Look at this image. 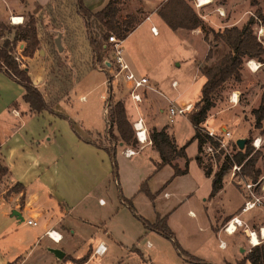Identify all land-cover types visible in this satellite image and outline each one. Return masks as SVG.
I'll return each instance as SVG.
<instances>
[{"label": "crops", "instance_id": "crops-1", "mask_svg": "<svg viewBox=\"0 0 264 264\" xmlns=\"http://www.w3.org/2000/svg\"><path fill=\"white\" fill-rule=\"evenodd\" d=\"M107 1L108 0H83V4L87 9L95 12L101 9L107 3ZM162 1L163 0H128L123 2L120 5L119 15L122 14V11L125 7H131L133 8V12L127 11L124 13V15L136 14L141 16L137 26L131 32H129L126 37L131 36L132 33L140 29L142 24H148L147 34L152 40H157L160 38L161 34L166 33L167 28L169 27L156 13V9ZM25 2L28 7L35 8L36 6H40V9L57 4L59 5L62 2H67L72 7L78 20H80L84 26L83 19L76 13L75 0H25ZM21 4L22 2L19 0H0V21L9 25H13L14 23H12L11 18L15 16L23 18L22 13L18 12L19 9H21ZM151 26H156L158 30L157 35H153L150 32ZM199 29L200 28H196L190 31L177 29L185 32V37L187 38H190L191 36L199 37L205 46L204 55L200 58L197 57L194 59V76H200L199 87L197 89L198 94L194 100L179 99V95H182V93H178L177 96L169 98L158 88V82H151L146 74H138L135 72L134 66H132V64L126 58L127 63L134 73L148 78L151 89H147L144 92L143 100L151 97L154 105V111L151 113L153 116H150L148 120L149 126L157 130L164 128L165 131L174 138L177 147H181L193 136L194 128L190 123L192 126V133L190 134L189 138L179 141L178 138H176V132L178 131V126L181 124V120L184 118L182 116L187 115V113L176 114L172 117L171 121L169 107L172 105L178 106L182 103L193 104V102L199 100L201 96V87L205 81V77L201 74L199 67L205 63L204 59L210 45L204 40L202 36L198 34ZM53 33L52 44L54 45V40L57 34L60 33L61 35L60 43L62 48L61 50L57 49L54 51L56 58L68 55V50H66V39L63 30L55 29L53 30ZM125 39L122 40V45ZM84 45L85 46L83 47L84 49L82 52L77 51L76 55H73L78 59L77 63L72 67H64V70L67 71V74H69L68 70H71L72 76L70 78L68 77L67 79L63 78V81L60 82L59 85L51 84V76L48 72V68H44L43 66L39 65V56L41 54L47 55L45 48L44 50L38 49L32 57L21 56L20 54V61L22 62L21 66L27 69L33 84L42 93L44 92L43 89H48L52 92L54 90H60V92H58L60 93V98L58 100H51L47 95H44L46 101L53 109L55 114H50L46 112V110H43L39 113H33L30 111L28 104L23 102L21 99L23 93V89L21 87L20 100H16L14 106L11 108L8 106L9 104L0 108V129L2 130L0 131V135L2 134V136H0V164L8 170L4 177L5 179L2 181H6L9 187L15 183H19L23 186V190L18 192L11 191L7 193L5 186L0 190V264H79L77 260L82 259L85 255H87L89 249L92 250L93 255H89L85 263L103 264V260L101 263H99L100 261L97 259V257L102 258L108 252L105 237L110 238L111 234L105 227V222L99 218L97 223H94L95 220L93 218L87 217L85 213L86 208L89 206V201H87L85 204V200H87L90 195L94 194L96 189L98 190L99 186L103 185L104 183L107 184L111 177V162L107 153L104 150L97 148L90 142H87L93 140V134L103 133L106 130V126H104L101 131L96 125L88 124L96 122V120L94 121V114L85 112L88 110V106L92 104L88 102V99L85 95H81L79 97L78 105L76 106L73 104V102H70L69 96V91L72 90L73 85L79 83L80 76L89 69H95L91 67L92 55L88 41ZM49 49L52 51L51 47ZM84 60L86 61L84 62ZM210 60L214 61L216 60V57L214 58L212 56ZM250 60L253 61L254 59ZM79 61L81 62L78 63ZM107 65L108 64H105L102 68L98 67L96 69L98 71L104 72L106 74V78L108 75ZM244 67L246 68V66ZM257 70L256 72L258 73ZM72 78L73 81L70 86V80ZM106 78L103 81L104 83H107ZM172 81L176 82L175 87L171 86ZM107 86L110 90L107 89L106 93L102 92L99 96L103 101H106L108 92L112 91L111 83H107ZM170 86L172 88H177L180 86V81L173 78L170 81ZM175 100L179 101V103L175 102ZM128 101L131 103L132 108L136 110L135 113L133 112L134 117L128 113ZM140 103H134L129 98V95L127 100L124 102L128 119L131 122H133L137 117H141L140 111L138 109ZM62 104H64L65 108H63ZM44 112L48 115L47 118L49 119L45 118L46 120L44 119L38 123L36 120L43 118V114H45ZM95 116V119H98L99 117L101 118L102 116L104 117L105 107H103L102 110L97 108ZM210 118L211 116H209L206 120V124L208 126L218 128L224 125L220 124L214 126L210 124ZM47 122H49V126L46 125ZM43 127H46L45 132L41 130ZM239 138L240 137H237V139ZM190 144H195L196 152H194V157L190 156V154L187 152L188 146H186L185 153L188 158V163L187 173L185 174H190L189 163L192 162H194V166L198 168L200 172L197 173V177H195V179H192L193 187L191 188V191H185L183 194L184 196H178L175 195V192L166 190L174 178L172 177L173 170L169 179H155V181H152L151 184L147 182L150 176H156L163 168L169 166L165 165L160 170H158L157 173L154 172V163L159 160V156L157 151L153 149L151 143L146 144L139 151H137L136 154L132 156H126L124 154V150L126 148H135L133 146L119 142L116 146V153H119L122 158L133 162L134 164L133 175L128 180H121L122 172L121 168L119 167V179L117 181L119 201L121 205L130 208L129 204H131L133 207L132 199H137L140 196L139 194L142 192L146 194L144 196H149L155 200L157 196L163 192L162 196L167 200L165 204L163 205L162 202H160V206H156L154 204L153 211L149 210L147 213L139 216L151 223L154 222L158 216L161 217L167 215V223L169 224L170 229L172 228L174 230L172 226L173 222H171L170 219L172 217V213L176 211V204L183 201V198L181 197L188 198L191 196L201 198V202H203L201 214L193 211L192 208H189L190 206H188L186 214L194 220L198 219L200 216L203 217L204 220L206 218V226L203 227L201 226L203 225V222L201 224L200 221L197 220V223L201 226L198 228L199 231L205 232L206 230H211L213 236L218 241L217 247L222 251V253L219 254L221 257V262H217V260H207V263L225 264L227 262L233 264L235 261L240 260L243 257L236 256V253L234 252L236 248H242L239 244L241 242V238L240 236H237L233 240H230V238H226L227 240H225V238H223V233L225 232L219 230L218 225L220 223L223 224L226 220H228V218L238 215L239 209L243 202L237 207L227 210L228 206L225 205L224 202L226 200H223L222 197L224 188H222L214 197H208L211 190L212 178L211 176L208 177L205 175L203 167L197 161V141L194 140ZM136 145L140 146L138 143ZM69 153H74L80 159L81 175L86 178L91 176L88 184L80 182L76 179L74 172L77 169L73 167L70 162H68L67 158ZM142 154L144 155L142 156ZM175 163H177L180 168H183L185 159L179 157L175 160ZM195 167H192V169H195ZM90 173H92V175H90ZM185 174L178 176L182 177ZM163 181L165 184L159 188H156V185L162 183ZM141 184L143 186L142 189H140ZM201 186L203 190H201ZM154 190L155 192H153ZM172 197L173 199H171ZM98 200L100 203L103 202L102 198H99ZM82 203L84 204L81 205ZM79 205L82 206V209L77 211ZM14 210L18 211L19 215H14ZM243 214H240L239 217L244 221V223L247 224L246 219L242 218ZM168 216L170 217L168 218ZM29 218L35 219L38 224L36 226L27 225L24 220ZM84 226H88L87 228L89 229L85 231ZM73 227H76V230ZM142 228L145 231V235L150 234V236L157 238L158 244H162L160 243V240L161 238H164L163 236L153 230L146 229L144 225ZM247 228V231H255L250 229L249 226ZM49 229H52L61 235L59 242H54L45 235V231ZM81 230L84 231L86 235H81ZM240 230L243 229L239 228L237 231ZM76 233V237L80 238V240H82L81 243L84 245L83 249L80 251L72 247L75 239L74 235ZM174 233L176 234V232ZM227 235L230 236L231 234ZM176 236H178V234ZM190 236L196 237L198 236V233H191ZM206 238H208L207 235ZM221 242L222 246L220 245ZM62 243L65 245L66 249L61 246ZM99 243H102L104 246H106L105 252L101 255L94 253V248ZM148 243L152 248L153 245L151 242ZM182 245L183 246H180L187 252L195 256L197 255V257L203 260L205 259L204 256L197 252V250H193L189 247L185 248V244ZM52 248H57L63 251V256L61 258L56 257L50 251ZM134 250L138 251L137 248ZM177 256L180 260V264H192L184 261L183 258L178 254ZM93 258L94 261H92ZM245 264L250 263L246 262Z\"/></svg>", "mask_w": 264, "mask_h": 264}, {"label": "rangeland", "instance_id": "rangeland-1", "mask_svg": "<svg viewBox=\"0 0 264 264\" xmlns=\"http://www.w3.org/2000/svg\"><path fill=\"white\" fill-rule=\"evenodd\" d=\"M23 4V5H22ZM21 9L18 12H21L23 15L22 23L27 21L28 15L33 12L34 8L28 7L26 4L22 3ZM217 9H221L224 13L219 15ZM133 12V8L125 7L122 11L124 15L125 12ZM195 12L200 15L201 19L204 21V27H209L214 29V31L222 30L224 27H229L236 25L238 27L242 26L250 17L256 21L253 25L254 33L257 35L258 39L264 44V25L262 24V19L258 18V12L264 17V0H212L209 4L205 5L199 10L195 9ZM120 17H124L123 15ZM137 17L141 18L140 15ZM38 29L41 37V48H45L47 51L46 54H41L39 56V65L44 68H48V72L51 76V84L59 85L60 82L64 79L70 78L72 76L71 70H64V67H72L77 63V58H75L77 51L82 52L84 44L87 43L85 28L78 20L75 15L72 7L67 3H61L53 6H48L44 9H39L36 13ZM262 18V17H261ZM21 23V24H22ZM17 25V24H13ZM20 25V24H18ZM63 30L66 47L68 50V55L60 56L56 58L54 54L57 50L56 46L52 44L53 30ZM148 33V24L140 27L137 31L132 33L131 36L126 37L122 49L123 56L134 66L135 72L138 74H146L151 82H158V88L164 92L169 98L177 96L178 93L179 99L183 100H194L198 94V87L200 82V76H194V59L197 57L200 58L204 55L205 46L199 37L191 36L190 38L185 37V32L181 30H171L167 28V32L161 34L160 38L157 40H152ZM200 36H204L203 30L199 29ZM211 38V33H209ZM22 42H19L15 49L13 50V55L18 58L20 61V54L22 51ZM52 48L51 49L49 48ZM225 51V47L219 43L213 49V57H219ZM53 52V54H52ZM85 53V52H84ZM107 59H111L110 47L106 51ZM61 55V54H59ZM42 56V57H41ZM44 56V57H43ZM71 56V57H70ZM126 60V61H127ZM86 60H84L85 62ZM213 61V60H212ZM211 60L209 63L212 62ZM258 63V73L256 70L252 72L248 66V62L244 64L242 72V81L240 83L229 82L225 85L224 89L220 93V99H217L215 106L212 107L208 112V117L210 118V124L217 126L220 124L226 125L235 138H251V142L254 137L262 136V144L258 151L261 155L257 161V167L261 170V175L264 174V121L260 128H257L254 125V116L251 113L253 108L258 107L260 102V97L264 93V62L253 60ZM79 61L78 63H80ZM23 67V66H22ZM92 68L85 71L81 76L79 83H74L73 88L69 91L70 102L78 105V100L81 95H85L90 104L88 107L89 112L92 113L94 121L99 130L102 131V128L107 125V118L105 114V120L102 116L98 119H95L96 109H103L108 104L106 101L100 99V93L107 91V83L103 81L106 78V74L102 71L96 70L98 67L102 68L103 64L98 63L96 65H91ZM101 70V69H100ZM103 70V69H102ZM47 72V73H48ZM114 71L108 72V74H113ZM257 73V74H256ZM175 78L180 81V86L177 88H172L170 86V81ZM73 78L70 80V86L72 84ZM111 97L113 101L120 100L123 103L128 98V89L121 80H112L111 82ZM55 87V86H54ZM58 87V86H57ZM90 90V91H89ZM20 91L21 86L15 83L12 79L6 76L4 73L0 72V108L4 105H8L10 108L14 106L16 100H20ZM43 95H47L51 100H58L60 98V90H44ZM235 92L237 95V102L232 103L230 101L231 94ZM19 98V99H18ZM105 102V103H104ZM179 103V101L175 100ZM194 103V102H193ZM13 104V105H12ZM63 108L64 104H62ZM154 105L151 97L143 100L139 104V111L141 117L144 119L146 127L150 133L151 127L149 126V118L153 116L151 113L154 111ZM127 110L130 115L134 117L135 109L132 108L131 103L127 102ZM46 112L50 113L46 110ZM134 112V113H133ZM45 113V112H44ZM55 114V112L50 113ZM47 114H43V118L36 120L40 123L42 120L49 119ZM164 117V115H163ZM183 120H181L180 126H178V131L176 132V138L179 141L182 139H188L192 133V126L188 122L187 115H183ZM45 119V120H46ZM131 122V121H130ZM132 123V122H131ZM33 124V123H32ZM49 126V122L46 123ZM1 128V126H0ZM107 128V126H106ZM46 131V127L41 129ZM115 127L113 128V133L116 135ZM0 131H2L0 129ZM1 133V132H0ZM95 133V132H94ZM2 136V134L0 135ZM92 139L103 144L109 145L110 135L105 130L103 133H96L92 135ZM185 142V141H184ZM132 146V145H129ZM138 151L141 149L140 146H133ZM188 154L194 157V152H196L195 144L188 145L187 149ZM146 153V152H145ZM144 154H142L143 156ZM189 157V156H188ZM116 163L118 168V179H119V167L121 168L122 178L130 179L133 175L134 164L130 162L119 153H116ZM68 162L72 164L77 170L74 172L75 177L78 181L88 184L91 176L83 177L81 175V163L80 159L74 154L69 153ZM194 161V158H193ZM206 163L212 164V174L219 168V161L217 166L214 165L213 161L205 160ZM1 163V162H0ZM190 164V174H185L184 176H175L170 186L166 190H171L175 192V195L184 196L185 191H191L193 187V180L197 177V173L200 172L198 168L194 166V162ZM210 165V164H209ZM195 167V169H192ZM173 168L169 165L163 168L156 176H150L147 180L149 184L155 179L165 178L169 179L171 176ZM157 173V172H156ZM230 173L231 170L225 174L223 179L224 191L222 193L223 200L225 205L228 206L227 210H231L243 202L244 199V190L235 182L230 183ZM5 173L0 172V190L4 188L7 189V193L11 192V187L8 186L6 181H2L5 178ZM92 175V173H90ZM260 175V176H261ZM249 181V180H247ZM208 183V182H207ZM165 182L156 185V188L164 185ZM172 185V186H171ZM203 186V185H202ZM201 186V190L202 189ZM145 187V185H144ZM155 188V190H156ZM101 189V190H100ZM155 190L153 192H155ZM256 192L260 195H263L259 187H256ZM162 193L157 196L156 200L146 195L144 192L139 194L140 196L137 199H132L133 210L130 208L121 205L118 198V185L113 181L112 175L109 182L104 183L98 187V190L94 194L90 195L85 204L89 201V206L86 208V216L93 218L94 223H97L98 219L101 218L105 222V227L108 229L111 234L110 238L105 237V241L108 247V252L104 257H97L100 261L103 260V264H180V260L173 248L172 243L165 239L161 238L162 244H158V240L155 237L150 236V234L145 235V231L142 228V221L139 215L147 213L149 210L153 211V205L160 206V202L164 205L167 201L165 197L162 196ZM147 197V198H146ZM99 198H102L103 202H99ZM183 201L176 204V211L172 213L171 222H173V230L176 232L177 241L182 244H185V248L189 247L193 250H197L199 254L205 257L207 260H217L221 262V257L219 254L222 253L221 250L217 247V239L213 236L211 230H206L205 232L199 231V224L197 220L203 226H206V218L199 217L194 220L187 215V209L192 208L193 211L201 214L202 204L201 198L196 197H181ZM173 199V197L171 198ZM82 203L81 205H83ZM81 205L77 208V211L82 209ZM226 210V209H225ZM171 216V215H170ZM168 216V218L170 217ZM242 218L246 219V222L250 229L258 232L260 226H264V209L255 208L247 213L242 215ZM224 224V223H223ZM222 223L218 225V229L221 230ZM169 225V224H168ZM200 226V227H201ZM77 227V226H76ZM76 227H73L74 229ZM84 226L85 231L89 228ZM76 230V229H75ZM80 230V229H79ZM198 233V236L191 237V233ZM81 235H86L84 231H80ZM77 233L74 235L75 239L72 244L73 248L80 251L83 249V243L80 238L76 237ZM206 235L208 238H206ZM240 236L241 242L239 243L242 248H236L234 252L236 256L242 257L244 254L252 247L253 245L249 242V237L246 235L245 231L240 230L236 233L228 236L223 233V238H230V240L235 239V237ZM259 238V237H258ZM261 240V238H259ZM153 245L151 248L149 243ZM237 244V243H236ZM163 245V246H162ZM187 245V246H186ZM56 246V245H55ZM64 249H66L63 243L61 244ZM137 248L138 251L134 249ZM89 255L92 254V250L89 249L87 255L82 259H78L79 264H86V259ZM197 256V255H196ZM201 256V257H202ZM202 257V258H204ZM117 260V261H116ZM120 260V261H118ZM94 261V258L92 259ZM112 261V262H111ZM115 261V262H114ZM114 262V263H113ZM232 264V263H231Z\"/></svg>", "mask_w": 264, "mask_h": 264}, {"label": "trees", "instance_id": "trees-1", "mask_svg": "<svg viewBox=\"0 0 264 264\" xmlns=\"http://www.w3.org/2000/svg\"><path fill=\"white\" fill-rule=\"evenodd\" d=\"M19 1L26 4L25 0ZM125 1L128 0H108L101 9L92 12L85 7L83 0H75V10L83 19L87 41L91 49L92 65L98 63L105 65L107 60L106 51L110 47L109 35L114 34L117 38L123 40L139 23L140 18L136 14H126L124 17H120V5ZM40 8V6H36L33 12L28 15L27 21L20 25H9L0 21V72L22 87L21 99L28 104L31 112L39 113L47 110L53 113V109L49 106L43 93L33 84L27 69L22 67L18 62V58L13 55V50L19 42L24 44L21 56L32 57L41 48V37L36 18V13ZM156 13L171 30L184 29L190 31L200 28L204 32V40L210 45L204 59L205 63L199 67L201 74L205 77L201 87L200 99L195 101L192 109L187 112V118L194 128L193 136L181 147H177L174 138L164 128L160 130L152 128L149 133L151 145L159 156V160L154 163V172L165 165H170L173 168L172 177H175L187 173L188 158L185 148L194 140L197 141L198 146L197 161L202 166L199 152L208 137L201 132V128L208 118L209 110L215 106L217 99L221 98L220 93L227 83H240L242 81V72L246 61L255 59L264 62V44L254 33L253 25L256 21L253 17H250L240 27L233 25L214 31L212 28L204 27V21L195 12L189 0H163L157 7ZM257 14L264 25V17L259 12ZM209 33H211V38ZM219 43L225 47V51L216 60L209 63L213 56V49ZM106 102L108 104L106 130L110 135L109 145H103L95 140L87 142L107 153L111 162V175L113 181L117 183L116 146L119 142L135 146L137 140L134 137L132 123L128 119L124 103L120 100L113 101L111 91L108 92ZM251 113L254 116V125L260 128L264 121V93L260 97L258 107L253 108ZM114 127L116 135L113 133ZM262 131H264V128ZM260 155V151L255 150L251 145L250 137L246 139L244 148L236 151L234 160L237 164H242L240 174L246 180L256 182L260 177L261 170L256 165ZM179 157L185 159L183 168L175 163V160ZM231 164L232 162L226 157L213 174L210 167L206 166L204 168L202 166L205 175L212 178L209 198L214 197L222 189L224 176L229 171ZM1 171L5 174L8 172L7 168L0 164ZM142 188L141 184L140 189ZM22 190L23 186L19 183H15L11 188V191L16 192ZM129 207L133 210L131 204H129ZM140 219L146 229L153 230L170 240L177 254L184 261L192 264H210L180 246L174 232L167 223V215L158 216L151 223L141 217ZM246 262L264 264V240L250 247L244 256L233 264H245ZM225 264L231 263L226 262Z\"/></svg>", "mask_w": 264, "mask_h": 264}, {"label": "built area", "instance_id": "built-area-1", "mask_svg": "<svg viewBox=\"0 0 264 264\" xmlns=\"http://www.w3.org/2000/svg\"><path fill=\"white\" fill-rule=\"evenodd\" d=\"M191 5L194 7V9L199 10L205 5L209 4L212 0H189ZM217 12L219 15H223L224 13L221 11V9H217ZM148 18V17H146ZM11 21L13 23V20L11 18ZM22 18L20 23H14V24H21ZM150 32L153 35L158 34V30L156 26L150 27ZM108 42L110 44V52H111V59H107L105 61V64L107 65L108 72H113V74H108L106 78V82L110 84V82L114 79L121 80L126 88L128 89V95L129 98L134 103H140L144 98V92L147 89H151L148 78L145 76L137 75L133 72V70L130 68L129 64L125 60L123 56V49H122V39L117 38L114 34L109 35ZM249 63V62H248ZM256 63V62H255ZM256 63V65H258ZM251 68V67H250ZM172 87L176 86V82L172 81L171 83ZM236 93L233 92L230 96V101L232 103L237 102V95L235 99ZM193 107V104L191 103H182L178 106L172 105L169 107V114L172 117L176 114H185L188 111H190ZM108 111V105L105 107V114H107ZM132 127L134 130V137L137 140V143L140 145V148L144 147L146 144H150V138H149V131L145 125V122L142 117H137L132 122ZM201 132H203L207 137L208 140L203 143L201 146V151L199 152V156L202 160L201 164L204 168L210 167L211 170L212 164L206 163L205 160L213 161L214 165L217 166V163L219 161V167L223 163L224 159L226 157L229 158V160L232 162L230 170V183L235 182V184L239 185L241 189L244 190V201L242 206L239 209L238 215H234L228 220L224 222L222 225L221 230L225 232L226 234H234L239 228H242L245 233H247V236L249 237V233H251L248 230V226L244 221L239 217L240 214L246 213L248 211H251L255 208H263L264 209V194L260 195L256 192V187L258 186L259 189L264 192V174H262L256 182L247 181L241 174V166L242 164H237L234 160V155L236 151L239 149L237 146V138L233 136L229 128L225 125L220 126L218 128L210 127L206 124V121L203 123ZM262 144V136H256L253 138L251 145L255 150L259 149ZM138 150H135L133 148H126L124 150V154L126 156H132L137 153ZM210 164V165H209ZM24 222L27 225L36 226L38 222L33 219L29 218L27 220H24ZM264 226H261L258 228V232L253 231L257 234L261 240H264L262 237V230ZM45 235L50 238L54 242H59L61 239V235L52 230L49 229L45 231ZM259 240V241H261ZM250 241V239H249ZM222 246V242L220 243ZM254 245V244H252ZM106 250V246H104L102 243H99L94 248L95 254H103Z\"/></svg>", "mask_w": 264, "mask_h": 264}, {"label": "water", "instance_id": "water-1", "mask_svg": "<svg viewBox=\"0 0 264 264\" xmlns=\"http://www.w3.org/2000/svg\"><path fill=\"white\" fill-rule=\"evenodd\" d=\"M60 37H61V35H60V33H58L55 40H54L55 45H56L58 50H61V48H62L61 43H60ZM236 143H237V146L239 149H243L244 145L246 143V139L245 138H239V139H237ZM13 214L19 215L18 211H15V210L13 211ZM241 250H244V249H241ZM50 251H51V253H53L58 258H61L63 256V251H61L60 249L52 248V249H50Z\"/></svg>", "mask_w": 264, "mask_h": 264}, {"label": "bare ground", "instance_id": "bare-ground-1", "mask_svg": "<svg viewBox=\"0 0 264 264\" xmlns=\"http://www.w3.org/2000/svg\"><path fill=\"white\" fill-rule=\"evenodd\" d=\"M12 20H13V23H20L21 18L15 16V17L12 18ZM248 66H250L253 69V71L257 70L259 68V66L256 65V63L254 61H252V60L249 61ZM235 99H236V95H235ZM250 232H251V233H249L250 243L256 245L257 243L260 242L259 238H258L257 234L254 233L252 230ZM262 237L264 238V227H263V230H262Z\"/></svg>", "mask_w": 264, "mask_h": 264}]
</instances>
